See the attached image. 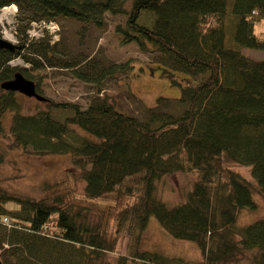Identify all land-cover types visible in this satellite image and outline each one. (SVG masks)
Returning <instances> with one entry per match:
<instances>
[{
  "label": "trees",
  "instance_id": "16d2710c",
  "mask_svg": "<svg viewBox=\"0 0 264 264\" xmlns=\"http://www.w3.org/2000/svg\"><path fill=\"white\" fill-rule=\"evenodd\" d=\"M13 3L21 48L0 49V84L17 72L38 84L30 68L73 66L72 59H56L48 31L30 37L31 23L71 17L85 32L91 23L104 25L106 12L126 17L116 28L122 43L135 41L160 53L151 70L192 76L179 98L180 113L146 106L144 118L119 111L100 90L86 107L46 97L41 101L50 102V109L24 112L18 91L0 86V135L3 114L14 110L9 131L15 146L69 154L83 168L88 199L130 198L119 211V235L138 242L154 215L172 236L200 246V264H264V217L238 223L242 210L258 208L254 192L264 196V59L242 52L264 48V35L257 32L264 0H0V11ZM57 52L67 54L65 46ZM89 55L82 53V62L75 63L80 67H73L87 81L128 75L135 66L105 65ZM16 56L30 66L10 64ZM4 154L0 144V163ZM226 161L249 166L256 185ZM190 172L197 178L181 201L169 205L159 197L164 176ZM72 194L57 187L41 199L20 196L0 178V264H196L139 249L131 240L122 252L118 234L108 233V220L96 230L82 210L71 212L75 200L64 198Z\"/></svg>",
  "mask_w": 264,
  "mask_h": 264
},
{
  "label": "rangeland",
  "instance_id": "374dc122",
  "mask_svg": "<svg viewBox=\"0 0 264 264\" xmlns=\"http://www.w3.org/2000/svg\"><path fill=\"white\" fill-rule=\"evenodd\" d=\"M17 10V5H13L6 9L0 18V36L15 43H17L18 13H15ZM11 11L16 15L11 14ZM105 16L104 25L97 27L91 23L85 32L80 29L82 22L71 17L63 19L60 25L52 22L51 26L56 29V34L47 28V24H51L49 22L31 23L30 28H33L34 36L43 35L45 31L51 35V42L56 44L54 50L56 59L60 56L61 59L69 58L72 59L71 62H74L70 67L30 68L29 72L34 79H40L37 84L39 92L55 102H77L86 107L92 96L100 90V94L112 97L116 109L139 118H144L146 115V106L166 110L173 107L176 113H180L183 106L179 110V106L182 105L179 98L186 85L187 75L190 74L174 71L173 75L168 73L160 75V72L151 70V67L154 68L157 65L155 62L161 60L160 53L151 49L144 50L135 41L122 43L121 34L116 28L118 24L125 23L126 17L110 12H106ZM140 20L143 21L144 18L141 17ZM257 32L264 35V21L257 27ZM61 46H65L67 54L57 52ZM242 52L254 59H264V48L244 47ZM82 53L85 55L90 53L92 55L89 56L101 58L105 65L110 62L131 61L135 63V66L128 75L100 76L101 79L98 80L100 82L87 81L74 75L76 69L73 67H80L75 63L82 62ZM10 64L30 66L21 56H16ZM16 94H18L17 97L24 112L51 107L50 102L41 101L19 92ZM13 113L14 110H9L2 116L5 133L0 135V144L4 146L5 154L4 160L0 163V178L3 187L20 196L34 199L44 198L57 187L71 190L73 194L64 198V201L74 198L73 206L70 207L71 212L82 210V216L87 219L85 222L96 230L100 228L99 223L108 220L109 235L118 234L116 230L120 225L119 211L129 202L130 198L119 200L111 195L110 197L113 198L94 200L86 198L84 193L86 181L82 177L83 168L76 167L69 154L31 153L25 148L14 145L9 131ZM225 163L240 172L244 178L253 183V186L256 185L249 166L232 161ZM196 178L195 172L166 175L158 183V195L167 204L174 205L182 200L183 194L193 186ZM254 195L258 208L242 210L238 216L240 225L250 223L258 217H264V196L257 192H254ZM81 203L83 208L79 206ZM86 204H91V207H85ZM117 237L120 239L122 252L127 250L131 240L132 244L139 249L156 250L167 256L180 257L196 264L203 261L202 250L197 243L172 236L154 215L149 217L138 242L130 239L124 232L122 235L118 234ZM237 264H242V262Z\"/></svg>",
  "mask_w": 264,
  "mask_h": 264
},
{
  "label": "water",
  "instance_id": "95a60500",
  "mask_svg": "<svg viewBox=\"0 0 264 264\" xmlns=\"http://www.w3.org/2000/svg\"><path fill=\"white\" fill-rule=\"evenodd\" d=\"M20 48V45L0 36V49L14 52ZM0 86L5 90L18 91L26 96L35 97L38 100L47 99L37 91V84L33 80L26 78L21 72H17L12 79L3 81Z\"/></svg>",
  "mask_w": 264,
  "mask_h": 264
},
{
  "label": "built area",
  "instance_id": "2783aa9c",
  "mask_svg": "<svg viewBox=\"0 0 264 264\" xmlns=\"http://www.w3.org/2000/svg\"><path fill=\"white\" fill-rule=\"evenodd\" d=\"M9 8H10V7H6V8L2 11V13H4L5 10H6V9H9ZM52 24H53V23H51V24H47V27L50 28L52 32H54L56 29H53V28H52V26H51ZM54 25H56V24H54ZM56 26H57V25H56ZM3 221H5L6 223L9 222V220H8L7 217H4Z\"/></svg>",
  "mask_w": 264,
  "mask_h": 264
},
{
  "label": "flooded vegetation",
  "instance_id": "af4514ba",
  "mask_svg": "<svg viewBox=\"0 0 264 264\" xmlns=\"http://www.w3.org/2000/svg\"><path fill=\"white\" fill-rule=\"evenodd\" d=\"M37 90H38V88H37ZM39 91V90H38Z\"/></svg>",
  "mask_w": 264,
  "mask_h": 264
}]
</instances>
